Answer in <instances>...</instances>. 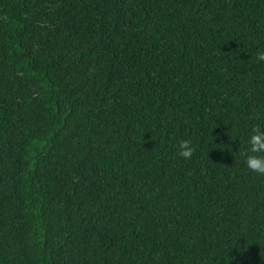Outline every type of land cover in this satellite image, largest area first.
I'll return each mask as SVG.
<instances>
[{
    "label": "trees",
    "instance_id": "trees-1",
    "mask_svg": "<svg viewBox=\"0 0 264 264\" xmlns=\"http://www.w3.org/2000/svg\"><path fill=\"white\" fill-rule=\"evenodd\" d=\"M258 50L264 0H0V264H264Z\"/></svg>",
    "mask_w": 264,
    "mask_h": 264
},
{
    "label": "clouds",
    "instance_id": "clouds-1",
    "mask_svg": "<svg viewBox=\"0 0 264 264\" xmlns=\"http://www.w3.org/2000/svg\"><path fill=\"white\" fill-rule=\"evenodd\" d=\"M255 58L257 62H264V50H258ZM197 147L191 138L181 139L177 144L176 154L183 160H191ZM240 154L249 172L264 177V128L260 125L252 127L247 147Z\"/></svg>",
    "mask_w": 264,
    "mask_h": 264
}]
</instances>
